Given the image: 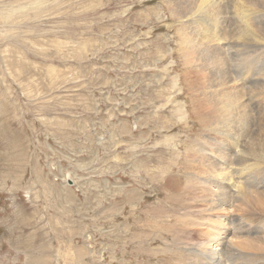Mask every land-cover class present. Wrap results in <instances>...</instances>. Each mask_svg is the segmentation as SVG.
<instances>
[{
  "label": "rangeland",
  "instance_id": "1",
  "mask_svg": "<svg viewBox=\"0 0 264 264\" xmlns=\"http://www.w3.org/2000/svg\"><path fill=\"white\" fill-rule=\"evenodd\" d=\"M164 3L0 0V264H183L197 253L186 220L202 205L187 200L199 192L184 188L186 156L225 137L192 110ZM255 46L233 50L241 62L229 66L252 113ZM229 212L260 225L247 206ZM230 252L223 264H264Z\"/></svg>",
  "mask_w": 264,
  "mask_h": 264
},
{
  "label": "bare ground",
  "instance_id": "2",
  "mask_svg": "<svg viewBox=\"0 0 264 264\" xmlns=\"http://www.w3.org/2000/svg\"><path fill=\"white\" fill-rule=\"evenodd\" d=\"M163 1L179 25L181 52L185 65L191 69L187 71V82L192 110L206 127L225 137L216 139L208 151L203 146H192L186 156L191 170L184 188L189 194L191 190L199 192L187 200H199L202 205L188 208L186 225L190 231L191 227L198 228L201 240L196 242L198 251L190 256V261L179 260L183 264H223L224 256L233 249L248 251V259L260 256L264 260V178L259 177L264 174V67L260 71H254V64L244 68L246 83L260 79L247 88L256 92L257 113L251 112L243 87L233 81L234 72L229 69L238 60L231 57L233 50L252 45L264 50V0ZM245 59L244 54L242 60ZM183 108L184 105L180 110L185 117ZM174 186L179 184L175 182ZM245 206L252 209L251 215L260 225L229 212ZM237 220L245 223L246 230L236 224L242 228L237 233L230 227ZM240 233L245 234L237 236ZM186 238L188 242L190 239Z\"/></svg>",
  "mask_w": 264,
  "mask_h": 264
}]
</instances>
